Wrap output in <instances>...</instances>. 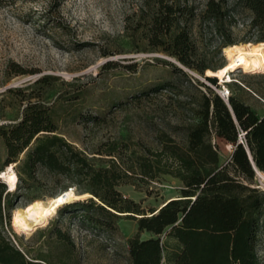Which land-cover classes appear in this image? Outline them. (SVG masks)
<instances>
[{
	"label": "rangeland",
	"instance_id": "374dc122",
	"mask_svg": "<svg viewBox=\"0 0 264 264\" xmlns=\"http://www.w3.org/2000/svg\"><path fill=\"white\" fill-rule=\"evenodd\" d=\"M190 1L198 13L203 10L205 0ZM141 4L142 0H0V125H8L21 116L24 95L36 96L44 91L42 100L53 111L57 133L96 166H104L103 158L107 156L96 152L112 143L124 155L129 151L126 144L149 156L159 149L162 132L181 144L182 125L191 116L186 102L198 99L206 90L200 83L216 92L223 84L229 96L249 105L256 115H264V71L238 67L230 72L229 81L221 82L215 77L216 85L211 83L204 78L208 76L206 72L200 74L182 66L144 38L139 27L144 20L138 12ZM227 6L234 10L224 25L232 41L258 42L259 33L250 24L251 12L237 0H227ZM56 21L63 27H57ZM191 36L210 67L226 63L224 45L211 22L194 20ZM14 63L26 72L13 73ZM43 75L51 79L36 83ZM139 93H143L139 99L134 97ZM212 143L217 148L219 164H224L232 144L215 135ZM5 160V143L0 136V170L7 167ZM16 163V188L10 191V223L4 218L0 224L6 236L14 243L20 241L44 253L48 230L59 227L75 244L72 262L130 264L128 241L137 232V222L131 216L98 215L104 224L95 227L87 221L86 214L97 215L96 211L80 206L60 207L44 225L29 233L17 231L13 217L16 206L56 194L72 184L65 176L53 177L38 169L35 179L28 182L29 187H24ZM251 185L264 190V171H255ZM182 186L178 178L159 174L148 182L135 177L116 188L149 216L166 201L180 197ZM139 236L143 239L151 234L142 231ZM163 242L160 264H170L167 256L179 246L173 237L164 236ZM256 252L259 264H264V218Z\"/></svg>",
	"mask_w": 264,
	"mask_h": 264
},
{
	"label": "trees",
	"instance_id": "16d2710c",
	"mask_svg": "<svg viewBox=\"0 0 264 264\" xmlns=\"http://www.w3.org/2000/svg\"><path fill=\"white\" fill-rule=\"evenodd\" d=\"M237 1L251 12L250 24L259 33L257 40L264 41V0ZM138 10L144 19L139 24L144 38L177 63L200 74L217 67H210L198 52L191 36L194 20L211 22L224 46L234 43L224 26L227 17L234 15L227 0H205L200 13L190 0H142ZM55 25L63 27L59 21ZM167 64L177 68L171 62ZM25 72L13 64V73ZM204 78L216 85L214 76ZM49 79L43 75L36 83H47ZM200 85L206 90L198 99L186 102L191 116L182 125L181 144L162 132L159 149L149 156L126 144L129 151L124 155L112 143L96 152L107 156L103 158L104 166H96L57 133L53 111L42 100L46 92L24 95L26 102L21 116L8 125H0L6 148L5 165L17 162L18 178L24 187H29L28 182L35 179L36 170L40 169L53 177L65 176L74 189L91 193L92 196L61 208L80 206L96 211L97 215L86 214L92 226L104 224L98 215L135 218L137 232L128 241L130 264H160L162 235L173 237L179 246L169 252L170 264H259L256 245L264 218V190L251 184L255 171H264V115H256L236 96L224 101L209 86ZM142 94L134 97L139 99ZM213 135L232 144L224 164H219ZM159 174L178 178L183 184L181 195L152 210L149 216L116 188L135 177L148 182ZM12 196L0 181V224L4 218L10 223ZM142 231L151 236L141 239ZM48 234V248L41 253L20 241L14 243L0 230V264H77L70 260L75 244L69 234L59 227L49 229Z\"/></svg>",
	"mask_w": 264,
	"mask_h": 264
},
{
	"label": "bare ground",
	"instance_id": "6f19581e",
	"mask_svg": "<svg viewBox=\"0 0 264 264\" xmlns=\"http://www.w3.org/2000/svg\"><path fill=\"white\" fill-rule=\"evenodd\" d=\"M227 61L216 69H207L206 75L220 79L221 82L230 80V72L238 67L245 71H264V41L240 42L223 46ZM14 163L0 170V179L6 184L8 191L16 188L17 175ZM91 193L75 192L69 186L56 194L44 198H37L23 206L14 208V225L17 231L31 232L44 225L61 206L74 200L90 197Z\"/></svg>",
	"mask_w": 264,
	"mask_h": 264
},
{
	"label": "built area",
	"instance_id": "2783aa9c",
	"mask_svg": "<svg viewBox=\"0 0 264 264\" xmlns=\"http://www.w3.org/2000/svg\"><path fill=\"white\" fill-rule=\"evenodd\" d=\"M217 93L224 101L228 100L229 90L223 84H221V86L218 88ZM163 237L164 235H162V239Z\"/></svg>",
	"mask_w": 264,
	"mask_h": 264
},
{
	"label": "water",
	"instance_id": "95a60500",
	"mask_svg": "<svg viewBox=\"0 0 264 264\" xmlns=\"http://www.w3.org/2000/svg\"><path fill=\"white\" fill-rule=\"evenodd\" d=\"M7 190H8V188H7Z\"/></svg>",
	"mask_w": 264,
	"mask_h": 264
}]
</instances>
